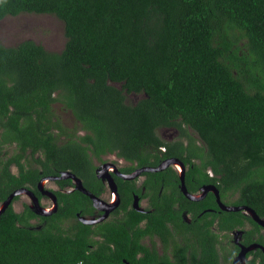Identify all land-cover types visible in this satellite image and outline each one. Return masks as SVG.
I'll return each mask as SVG.
<instances>
[{
  "label": "trees",
  "instance_id": "16d2710c",
  "mask_svg": "<svg viewBox=\"0 0 264 264\" xmlns=\"http://www.w3.org/2000/svg\"><path fill=\"white\" fill-rule=\"evenodd\" d=\"M22 13L57 16L67 42L51 51L31 39L0 40V201L60 171L96 189L95 158L116 153L142 163L166 145L167 157L197 160L187 182L210 181L211 166L222 190L264 216V0H0V22ZM56 104L71 112L73 126ZM162 127L179 128L190 145L167 142ZM58 196V212L43 216L40 230L30 227L37 214L29 207L17 212L10 203L0 214V264H220L216 235L200 227L197 240L178 244L176 261L141 243L152 231L168 234L160 210L132 209L99 224L104 242L91 248L90 225L78 219L91 212L90 196ZM180 203L193 212L209 205ZM68 219L76 231L65 235ZM246 219L225 211L218 223L231 230ZM197 242L204 254L188 263Z\"/></svg>",
  "mask_w": 264,
  "mask_h": 264
},
{
  "label": "flooded vegetation",
  "instance_id": "af4514ba",
  "mask_svg": "<svg viewBox=\"0 0 264 264\" xmlns=\"http://www.w3.org/2000/svg\"><path fill=\"white\" fill-rule=\"evenodd\" d=\"M136 97L137 98H133L135 101L139 99V96L136 95ZM72 117L74 116L72 115ZM189 130L195 138H198V134L195 133V131L191 128H189ZM82 133L84 134V130L79 132V134ZM158 133L167 142L174 143L183 141L186 147L190 145L187 136L183 135L182 131L177 127H162L158 129ZM199 144L202 143L199 142ZM153 152L155 156L142 163L139 160H128L124 157H120L116 153L104 155L102 160L95 158L94 172L97 183L96 189L87 188L84 179L78 176L82 181V185L95 196L106 203H112L113 201L117 202L116 206L103 218L105 210L96 207L93 199L90 197L93 207L91 212L85 214L78 213V219L84 224L90 225L91 231L89 238L93 243L89 244V246L91 248H97L104 242L99 224L114 221L116 218H122L132 209H136L147 215L160 210L162 216H164V222L169 227V229H165L164 231L168 232V234L152 231V234H146L140 240L141 243L147 245L152 250L156 248L160 256H168L172 261H176V253L180 252L178 244L187 246L188 242L185 240L186 237H195L193 231L197 229L193 228L200 227L203 230L202 232L206 235L208 234L206 231L216 235L217 240L215 246L219 253L220 264H237L236 260L243 250H246L245 254L241 255L238 264H264V256L261 254L264 253V224L260 223L254 217L253 212L262 220H264V216L259 215L256 210L244 203H236L240 197L238 193H233V191L230 190H222L219 187L220 182H214V177L217 176V178H220L221 175L216 174L211 166L207 169L210 175V181H205V179L200 176L204 171V169H201L197 171L200 176V181L197 180L195 183L187 182L188 175L193 166L192 162H197V160L185 161L179 157H167L168 147L166 145L153 149ZM172 158H176L178 161L166 164L167 161ZM106 165L107 167H105ZM158 167L162 168L159 170L151 169ZM14 168H16L17 171H14ZM14 168L13 171L18 173V167L14 166ZM62 173L63 172L60 171V173L56 175L41 176L34 185L23 187L27 189L28 192L23 191L13 198L11 202L13 207L21 198L25 197L27 199V203L24 205L22 204L21 211H17L14 207L17 212H23L26 207H29L37 214L36 217L29 219V222L32 224L30 226L31 228L37 230L42 229L45 223L42 217L50 216L58 212L60 207L58 193L69 194L75 191H82L79 190L73 178H60ZM61 180H66L68 182H60ZM128 193L131 197H128ZM126 196L127 199L132 198V200L131 203L124 208ZM182 197H187L194 201H205V204L209 205L200 212L182 209L180 203ZM212 198H214V202ZM6 200L0 201V210ZM36 201H38L49 214H39L36 208ZM224 206H246L249 207V209L227 210ZM250 208L252 211H250ZM225 211H241L248 216V219L244 221L243 225H238L231 230L221 229L218 222L222 213ZM209 212L215 213V215L204 217V215ZM1 213L2 212H0V214ZM83 218L95 219L98 221L94 223H85L82 220ZM251 220L254 221L255 224H253ZM148 222H150V216L143 218L138 225L145 229L148 226ZM183 223L188 224L190 227L186 228ZM63 227L65 228V235L72 234V232L76 231L71 226L70 219L65 220ZM134 236L135 231L131 232V237L133 238ZM208 236L210 235L208 234ZM191 239L192 241L197 240L196 238ZM112 246L115 247V244H112ZM187 253L188 263L194 260L195 254H197V258L200 259L202 253L204 254V246L200 244V242H197L194 245L188 246ZM140 255L141 253L138 254V257ZM124 261H126V259H124Z\"/></svg>",
  "mask_w": 264,
  "mask_h": 264
},
{
  "label": "rangeland",
  "instance_id": "374dc122",
  "mask_svg": "<svg viewBox=\"0 0 264 264\" xmlns=\"http://www.w3.org/2000/svg\"><path fill=\"white\" fill-rule=\"evenodd\" d=\"M26 39L34 40L48 50L62 51L67 42L65 23L53 14L37 13L7 16L0 22V40L5 45H16ZM131 98L137 97L132 95ZM55 108L65 125H74L75 120L70 111L62 110L58 104ZM14 171L17 169L14 168ZM25 203L27 199L23 197L14 204V207L17 211H21L22 204Z\"/></svg>",
  "mask_w": 264,
  "mask_h": 264
},
{
  "label": "water",
  "instance_id": "95a60500",
  "mask_svg": "<svg viewBox=\"0 0 264 264\" xmlns=\"http://www.w3.org/2000/svg\"><path fill=\"white\" fill-rule=\"evenodd\" d=\"M176 162V161H178L176 158H172V159H170V160H168L167 161V163L166 164H170V163H172V162ZM105 167H107V165L105 166ZM162 167H158V168H151V169H155V170H159V169H161ZM164 168V167H163ZM68 177H71V178H73L74 180H75V182L77 183V185H78V188H79V190H82L83 192H85L87 195H89L92 199H93V201H94V204H95V206L96 207H98L99 209H101V210H105V215L103 216V218L104 217H106L107 215H108V213L116 206V204H117V202H112V203H106V202H104L102 199H100L99 197H97V196H95L93 193H91L89 190H87L83 185H82V181L80 180V178H78V176H76L74 173H72V172H70V171H65V172H63L62 173V175L60 176V178H68ZM52 178H56V177H52ZM23 191H25V192H28V190L27 189H25V188H20V189H17V190H15L8 198H7V200L4 202V204L2 205V208H1V210H0V212H3V210L12 202V200H13V198L16 196V195H18V194H20L21 192H23ZM46 192H48V191H46ZM49 193V192H48ZM36 203H37V205H36V208H37V212L39 213V214H42V215H47V214H49L48 212H46L45 210H44V208L38 203V201H36ZM223 206V205H222ZM224 208L225 209H227V210H240V209H242V208H247V209H249V207H246V206H242V207H240V206H237V207H227V206H224ZM55 210V209H54ZM250 211H252L251 210V208H250ZM51 212V211H50ZM253 215H254V217L260 222V223H262V224H264V220H262L256 213H254L253 212ZM85 223H94V222H96V221H98V220H95V219H85V218H83L82 219ZM100 220H101V218H100ZM245 251L246 250H243L242 252H241V255H244L245 254ZM241 255L237 258V260H236V262H237V264H238V261L241 259Z\"/></svg>",
  "mask_w": 264,
  "mask_h": 264
}]
</instances>
